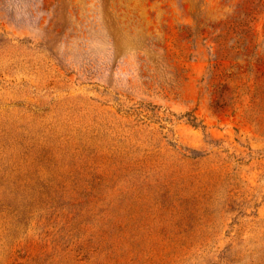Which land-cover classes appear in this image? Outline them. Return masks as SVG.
Listing matches in <instances>:
<instances>
[{
	"label": "rangeland",
	"instance_id": "1",
	"mask_svg": "<svg viewBox=\"0 0 264 264\" xmlns=\"http://www.w3.org/2000/svg\"><path fill=\"white\" fill-rule=\"evenodd\" d=\"M0 264H264V0H0Z\"/></svg>",
	"mask_w": 264,
	"mask_h": 264
}]
</instances>
